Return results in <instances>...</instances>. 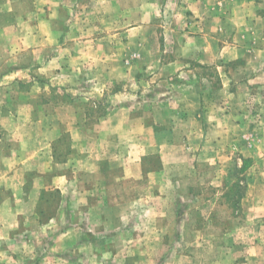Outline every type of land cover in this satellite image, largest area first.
<instances>
[{
    "label": "rangeland",
    "instance_id": "1",
    "mask_svg": "<svg viewBox=\"0 0 264 264\" xmlns=\"http://www.w3.org/2000/svg\"><path fill=\"white\" fill-rule=\"evenodd\" d=\"M0 170V264H264V0H0Z\"/></svg>",
    "mask_w": 264,
    "mask_h": 264
},
{
    "label": "crops",
    "instance_id": "2",
    "mask_svg": "<svg viewBox=\"0 0 264 264\" xmlns=\"http://www.w3.org/2000/svg\"><path fill=\"white\" fill-rule=\"evenodd\" d=\"M192 92L189 91L187 95H190ZM20 143H23L22 140H20ZM21 154V153H20ZM3 160L5 161V158H3ZM21 166V165H20ZM1 171V170H0ZM7 172H10L7 170ZM7 175V173H6ZM0 192L2 193H6L7 195H5V199H0V233L1 231H6L8 230V225L11 219V216L13 214V209L15 210V205L13 206L14 203V195L15 193H13V189L10 188L9 186H4L5 184L0 183ZM7 197V198H6ZM17 199V198H15ZM3 226V227H2Z\"/></svg>",
    "mask_w": 264,
    "mask_h": 264
}]
</instances>
